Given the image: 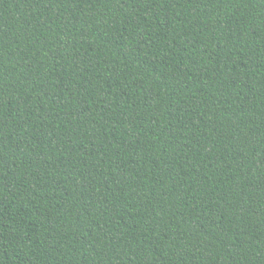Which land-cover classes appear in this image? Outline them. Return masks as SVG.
Wrapping results in <instances>:
<instances>
[{
    "label": "trees",
    "instance_id": "obj_1",
    "mask_svg": "<svg viewBox=\"0 0 264 264\" xmlns=\"http://www.w3.org/2000/svg\"><path fill=\"white\" fill-rule=\"evenodd\" d=\"M0 264H264V0H0Z\"/></svg>",
    "mask_w": 264,
    "mask_h": 264
}]
</instances>
